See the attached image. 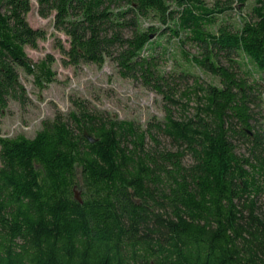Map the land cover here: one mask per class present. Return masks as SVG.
<instances>
[{
  "label": "trees",
  "instance_id": "16d2710c",
  "mask_svg": "<svg viewBox=\"0 0 264 264\" xmlns=\"http://www.w3.org/2000/svg\"><path fill=\"white\" fill-rule=\"evenodd\" d=\"M234 1L0 0V110L30 102L21 72L40 89L56 79L52 54L37 63L26 50L49 33L30 24L34 3L67 37L51 32L65 65L110 60L164 100L163 119L145 126L75 101L32 137L0 134V264H264V130L250 66L264 80V0L236 27L223 16ZM173 41L219 83L191 68L167 73Z\"/></svg>",
  "mask_w": 264,
  "mask_h": 264
},
{
  "label": "rangeland",
  "instance_id": "374dc122",
  "mask_svg": "<svg viewBox=\"0 0 264 264\" xmlns=\"http://www.w3.org/2000/svg\"><path fill=\"white\" fill-rule=\"evenodd\" d=\"M208 1L212 2L213 0ZM253 3V0H248L247 3L241 5V9L235 0L232 3L234 8L225 12L223 16L236 27L239 24L238 16L249 13ZM52 18L41 17L38 14L36 3H34L28 14L29 22L35 28H46L49 33L47 39L39 42L38 48L28 46L26 50L33 61L37 63L45 59L47 54H52L55 58L52 68L56 72V79L45 88L40 89L35 83L33 75L21 72L22 80L31 100L27 105L11 101L6 109L0 110L1 135L15 136L23 133L32 137L41 128L44 119L53 117L58 110L68 112L74 108L75 101L85 102L88 108L94 111L109 112L117 114L119 118L134 119L142 126H145L149 120L163 119L164 100L162 96L138 81L121 77L112 61H107L103 67L93 63L65 65L61 60L60 51L56 47V36L68 46L67 37L63 33L55 31ZM149 21L151 20L143 19L144 23ZM54 31L56 36L51 35V32ZM167 38L162 41L163 45H168ZM171 47V52L163 58L162 62V68L167 73L179 74L185 68H191L192 72L201 75L204 79L219 83V78L196 66L190 67L182 57L181 46L176 41L172 42ZM185 48L191 53H195L197 49L194 44L190 43ZM158 50L161 51L162 47H158ZM236 58L240 60L241 56ZM250 66L253 68V76L258 80L260 86V97L257 99L259 106H254L257 125L264 130V80L256 66L253 64ZM236 67L240 69L238 66ZM253 76L250 77V80L253 79ZM160 138L166 148H174L169 144L167 137L160 135ZM185 163H190L189 157L185 158ZM260 203L264 210V196Z\"/></svg>",
  "mask_w": 264,
  "mask_h": 264
},
{
  "label": "water",
  "instance_id": "95a60500",
  "mask_svg": "<svg viewBox=\"0 0 264 264\" xmlns=\"http://www.w3.org/2000/svg\"><path fill=\"white\" fill-rule=\"evenodd\" d=\"M85 136L91 141V142H94L95 141V138L92 137L91 135H89L87 132H85ZM76 197L80 199V195L78 192H76ZM81 200V199H80Z\"/></svg>",
  "mask_w": 264,
  "mask_h": 264
}]
</instances>
